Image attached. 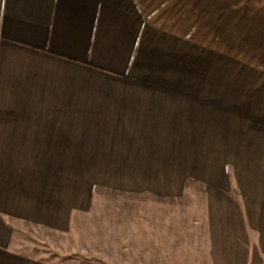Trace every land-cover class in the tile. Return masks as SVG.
Here are the masks:
<instances>
[{"label":"crops","instance_id":"0c3cea01","mask_svg":"<svg viewBox=\"0 0 264 264\" xmlns=\"http://www.w3.org/2000/svg\"><path fill=\"white\" fill-rule=\"evenodd\" d=\"M196 6L0 0V264H65L51 239L63 243L94 214L103 152H65V141L126 142L105 163L124 151L127 172L135 154L189 152L201 197L190 188L188 214L144 213L143 245L158 243L168 264H264V119L181 83L198 44L182 32V8ZM181 183L169 195L143 192V205L180 203Z\"/></svg>","mask_w":264,"mask_h":264},{"label":"rangeland","instance_id":"374dc122","mask_svg":"<svg viewBox=\"0 0 264 264\" xmlns=\"http://www.w3.org/2000/svg\"><path fill=\"white\" fill-rule=\"evenodd\" d=\"M196 3L192 12L189 7L182 8V32L187 35L191 32L198 44L196 64L192 62L189 66L183 62L181 83L208 91L198 96L207 95L206 100L214 106H221L222 101L230 102L231 107L240 104L241 112L256 118L246 120L262 121L259 104L264 102V0H196ZM231 114L232 111L227 115L214 108L217 118L232 119ZM116 144L126 142L65 141V152H103L102 185L92 217L78 222L75 233L65 237L64 244L61 238H50L53 250L65 254V264H168L172 254L158 252V243L143 245L141 217L147 212L188 214L190 188L197 189L200 198V185L195 179L204 176L199 171L190 173L189 152L184 151L143 152L142 158L135 154L132 172L121 165L124 151H115L117 161H112L109 167L105 163L109 154L105 153L114 152L109 147ZM179 181L183 187L180 203L168 196H155L143 205V192L169 195L178 191ZM111 185H116L117 190ZM147 232H153L152 224ZM149 240L157 241L154 236ZM162 241L165 242L161 248L166 250V239Z\"/></svg>","mask_w":264,"mask_h":264},{"label":"trees","instance_id":"16d2710c","mask_svg":"<svg viewBox=\"0 0 264 264\" xmlns=\"http://www.w3.org/2000/svg\"><path fill=\"white\" fill-rule=\"evenodd\" d=\"M249 105H250V104H247V106H249ZM247 106H246V107H247ZM246 107H245V108H246ZM259 111L264 115L263 110H259ZM238 113H239L241 116H244L245 118L254 119V120L256 119V118L253 117L252 114L247 115V114H244L243 111H242V112L239 111Z\"/></svg>","mask_w":264,"mask_h":264}]
</instances>
